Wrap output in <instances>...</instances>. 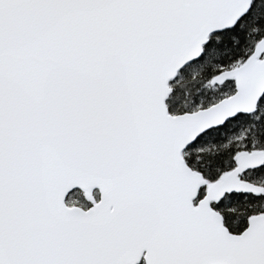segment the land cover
<instances>
[{
	"label": "snow or ice",
	"instance_id": "6c2138e0",
	"mask_svg": "<svg viewBox=\"0 0 264 264\" xmlns=\"http://www.w3.org/2000/svg\"><path fill=\"white\" fill-rule=\"evenodd\" d=\"M0 264H264V0H0Z\"/></svg>",
	"mask_w": 264,
	"mask_h": 264
}]
</instances>
